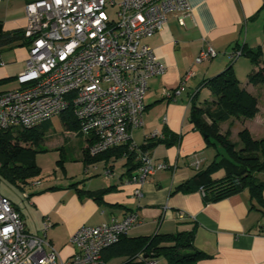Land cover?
Here are the masks:
<instances>
[{
    "label": "crops",
    "instance_id": "obj_1",
    "mask_svg": "<svg viewBox=\"0 0 264 264\" xmlns=\"http://www.w3.org/2000/svg\"><path fill=\"white\" fill-rule=\"evenodd\" d=\"M30 1L0 2V24L5 32H24L27 26L25 9ZM188 1L192 15L184 26L172 16L161 32L144 41L167 72L150 79L145 96V126L132 133V142L137 147L154 132L166 137V141L179 137L171 145L161 142L149 151L156 164L167 163L172 167L158 171L142 187L143 197H137L138 185L132 182L137 173V161L129 160L120 151L88 161L89 139L69 131L63 123L66 131L73 132L77 140L82 172L75 175L65 167H57L53 181L38 188L33 187L36 182L30 185L29 197L22 204L6 196L22 215L31 234L42 236L44 225H48L47 237L62 259H69L75 253L71 237L81 227L122 221L134 213L141 223L129 231L128 239L194 233L195 247L211 257L199 264H264V203L252 199L248 190L208 204L198 190L190 193L178 190L216 158L215 148L195 129L190 119L194 105L203 106L199 98L206 81L232 66L241 82L244 73L255 69L246 56L231 62L229 55L237 46L259 50L264 61V0ZM208 46L218 56L197 65V57ZM29 51L30 44L25 40L0 48V94L21 88L17 77L25 69ZM190 70L195 72V77L186 91L173 101L164 100L163 90L179 88ZM249 75L245 84H241L254 95L253 91L261 84L250 83ZM213 100L212 97L207 102ZM263 118L260 106L251 120H262L263 124ZM51 122L43 128L48 138L45 143L59 146L56 131L50 130ZM248 130L254 136L251 127ZM62 151H66V146ZM197 163L199 169L195 167ZM98 191L106 192L98 199L88 195ZM127 259L118 257L108 264H125Z\"/></svg>",
    "mask_w": 264,
    "mask_h": 264
},
{
    "label": "built area",
    "instance_id": "obj_2",
    "mask_svg": "<svg viewBox=\"0 0 264 264\" xmlns=\"http://www.w3.org/2000/svg\"><path fill=\"white\" fill-rule=\"evenodd\" d=\"M25 10L29 57L17 77L21 88L0 94V130H32L71 111L78 133L89 139L90 157L126 145L135 153L139 166L132 182L138 185L135 195L143 197L147 181L172 167L156 164L132 142L133 131L145 126L149 81L167 72L144 41L161 32L172 16L184 26L192 15L189 1L31 0ZM217 56L208 46L195 63ZM241 56L235 50L229 58L234 62ZM194 77L188 71L180 87L163 90L162 98L173 101ZM150 138L164 136L154 132ZM140 223L133 213L122 221L83 226L71 237L75 253L65 260L47 237L48 225L42 236L31 234L13 202L0 193V264H102V253Z\"/></svg>",
    "mask_w": 264,
    "mask_h": 264
},
{
    "label": "trees",
    "instance_id": "obj_3",
    "mask_svg": "<svg viewBox=\"0 0 264 264\" xmlns=\"http://www.w3.org/2000/svg\"><path fill=\"white\" fill-rule=\"evenodd\" d=\"M24 40L30 44L23 31L5 32L0 24V48L10 47ZM234 50H241L242 56L248 57L255 67L249 75V82L255 85L264 84V61L261 52L241 46ZM205 86L214 100L206 101L203 106L194 105L190 119L195 129L215 148L216 158L178 190L184 193L198 190L203 193L206 204L216 203L248 190L252 199L263 204L264 179L260 176H264V139H255L248 129H244L239 133V145L230 141L229 135L223 136L221 133V125L234 116L255 118L259 112V101L242 87L232 66L207 80ZM61 118L69 131L79 130V124L71 111ZM44 126L45 124L32 130H0V180L3 178L15 184H25L41 174L36 155L43 152L38 149L44 144ZM164 138H150L138 148L150 154L149 151L161 142L171 145L179 140V137H171L168 141ZM116 151H120L129 160H136L135 153L129 151L128 145L97 157L87 154V160H98ZM138 166L137 163V170ZM218 172H223V176L216 178ZM105 192H89L88 195L98 199ZM194 242V233L187 232L132 239L125 235L120 243L102 253V264H108L118 257H128L125 264H148L152 261L159 264H199L210 259L209 255L195 247Z\"/></svg>",
    "mask_w": 264,
    "mask_h": 264
},
{
    "label": "rangeland",
    "instance_id": "obj_4",
    "mask_svg": "<svg viewBox=\"0 0 264 264\" xmlns=\"http://www.w3.org/2000/svg\"><path fill=\"white\" fill-rule=\"evenodd\" d=\"M114 10L115 9H111L110 11L112 15L115 12ZM249 73L250 72L244 73V79H242L244 81H241L243 82V84H245V80L248 79ZM253 94L255 97H257L259 101V107L261 106L262 115L264 116V84H261V86L257 87L256 90L253 91ZM199 100L201 104H204L206 101H211L212 96L210 90L205 88L201 93ZM261 121H253L251 119H244L243 117L238 118L234 116L229 122L221 125V133L223 134V136L229 135L230 141H232L234 144L240 145L239 133L242 130L251 127L254 134V136H252L255 139H264V123L262 124ZM50 128L52 132L53 130L56 131V135H58L57 140L59 141V146H56V144L45 143V140H48V138H46L45 134L42 135V137L44 138V144L39 147L38 151L43 152H40L36 155V161L42 170L41 174L38 177L30 179L29 183L25 184H15L3 178L0 180V193L5 196H9L18 204H22L25 202V193L29 192L30 185L32 183L40 182L41 184H48L50 183L49 181H53V178L55 176L54 171L57 167H65L66 169H68L69 173H73L75 175L82 172L81 164L78 160L79 149L77 148V140H74L75 138H73L74 131L69 133L66 131L61 117H55L50 124ZM64 136H66V138ZM64 146H66V151L63 152L62 148ZM74 148L77 150H74ZM221 151L222 149H220V152ZM215 176L222 177L223 172H218ZM260 177L264 179V176Z\"/></svg>",
    "mask_w": 264,
    "mask_h": 264
}]
</instances>
